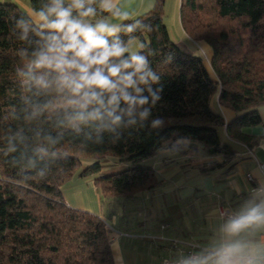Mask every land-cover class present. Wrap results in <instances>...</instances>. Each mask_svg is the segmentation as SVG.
Here are the masks:
<instances>
[{"label":"trees","instance_id":"16d2710c","mask_svg":"<svg viewBox=\"0 0 264 264\" xmlns=\"http://www.w3.org/2000/svg\"><path fill=\"white\" fill-rule=\"evenodd\" d=\"M43 3L31 0V8ZM165 8L166 0H155L150 11L124 22L142 25L133 40L155 53L149 59L160 76L153 86H162L160 99L146 120L97 137L88 128L75 129L65 97L54 87L29 85L21 70L32 58L35 37L30 32L22 40L15 24L29 15L0 3V264H116L107 224L64 200L63 185L82 167L83 177L97 176L103 201L127 199L159 184L155 170L140 163L163 145L178 151L186 140L230 158L233 151L217 133L223 126L234 140L258 143L245 128L261 124L258 108L264 106V0H180L182 29L209 46L211 72L202 56L172 40ZM215 99L237 114L232 123L214 111ZM105 157L130 167L101 177ZM86 159L94 161L85 165Z\"/></svg>","mask_w":264,"mask_h":264},{"label":"crops","instance_id":"0c3cea01","mask_svg":"<svg viewBox=\"0 0 264 264\" xmlns=\"http://www.w3.org/2000/svg\"><path fill=\"white\" fill-rule=\"evenodd\" d=\"M169 1L171 7L173 0ZM0 3L16 5L28 15L33 12L31 0ZM120 3L134 19L150 11L155 0ZM190 41L195 47L196 43ZM199 43L211 60L209 46ZM204 62L211 72L210 61ZM213 109L226 124L237 116L217 99ZM258 114L261 124L245 128L247 134L258 139L252 147L231 138L225 126L218 128L220 142L233 151L230 158L211 155L202 146L190 147L186 140L180 141L186 146L178 151L166 144L148 158L160 181L153 190L127 199L112 198L104 206L95 177H83L82 167L63 185L64 200L68 206L96 215L107 224L116 264H160L165 258L178 257L179 247L171 241L198 244L201 257L237 246L238 264H264V224L230 234L226 230L230 219L220 215L222 208L236 215L247 205L264 203V106L258 108Z\"/></svg>","mask_w":264,"mask_h":264},{"label":"clouds","instance_id":"9594fccd","mask_svg":"<svg viewBox=\"0 0 264 264\" xmlns=\"http://www.w3.org/2000/svg\"><path fill=\"white\" fill-rule=\"evenodd\" d=\"M128 20L120 0H45L27 18L15 21L22 40H29L30 32L35 37L22 74L30 86L54 87L65 97L77 131L88 128L97 137L115 133L137 118L146 120L160 99L162 86L153 87L160 76L149 59L155 53L145 43L132 49L133 34L142 25L139 20L124 23ZM160 123L157 119L154 126ZM260 224L264 203L250 204L230 218L226 230L238 234ZM237 253L232 246L210 256H190L182 264H238Z\"/></svg>","mask_w":264,"mask_h":264},{"label":"rangeland","instance_id":"374dc122","mask_svg":"<svg viewBox=\"0 0 264 264\" xmlns=\"http://www.w3.org/2000/svg\"><path fill=\"white\" fill-rule=\"evenodd\" d=\"M164 23L166 27L169 30V33L172 37V39H175L178 41L179 44H177L180 49L188 54L193 55H199L202 56L204 60H206V63L209 64V55L206 52L205 49H203L202 43H196L195 47L194 44L191 43V39L188 38V36L185 34V32L182 29L181 21H180V0H173L172 6L170 7V1L166 0V8H165V17H164ZM190 39V40H189ZM183 40L182 42H180ZM140 42L139 40L135 39L132 41V49L135 51L138 49ZM149 159H144L141 161L140 164L142 165H149L148 164ZM94 160L93 159H86L84 161L85 165L91 164ZM101 171L99 175L101 177L117 174L122 171H125L129 169L130 164L121 162L119 159L115 157H105L101 161ZM89 177H97L95 175L87 176L85 178ZM104 206H106V201H103Z\"/></svg>","mask_w":264,"mask_h":264},{"label":"built area","instance_id":"2783aa9c","mask_svg":"<svg viewBox=\"0 0 264 264\" xmlns=\"http://www.w3.org/2000/svg\"><path fill=\"white\" fill-rule=\"evenodd\" d=\"M220 215L224 219H230L235 216V214H233L231 211L225 208H222L220 210ZM171 245L175 247H179V256L178 257L171 256V257L165 258L160 262V264H182V261L185 260L186 258H189L190 256H193V255L200 256L199 250L201 247L198 244L186 243V242H181V241H171Z\"/></svg>","mask_w":264,"mask_h":264}]
</instances>
